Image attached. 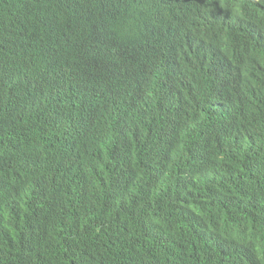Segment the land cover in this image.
Listing matches in <instances>:
<instances>
[{
  "label": "trees",
  "instance_id": "obj_1",
  "mask_svg": "<svg viewBox=\"0 0 264 264\" xmlns=\"http://www.w3.org/2000/svg\"><path fill=\"white\" fill-rule=\"evenodd\" d=\"M7 1L0 68L12 67V22L19 16L13 0ZM124 40L131 47L120 58L125 76L114 81L123 85L140 77L155 56L128 35ZM14 64L23 68L19 83L2 78L0 70V89L20 99L0 105V264H264L260 105L211 132L194 130L179 111L169 120L140 125L136 137L128 133V144L119 145L107 140L112 123L103 111L82 112L63 122L77 152H67L77 170L66 173L45 153L33 152L37 160L24 153L32 150L28 140H39L42 126L60 123L54 108L93 62L78 61L54 96L51 88L34 92L46 63L32 49ZM204 75L216 74L207 69ZM260 81L264 84V76ZM138 102L142 111L145 101ZM156 110L163 111L159 105ZM63 185L77 196L50 201L45 223L58 214H69L71 222L43 226V237L27 233L32 197L44 187L52 194Z\"/></svg>",
  "mask_w": 264,
  "mask_h": 264
},
{
  "label": "clouds",
  "instance_id": "obj_2",
  "mask_svg": "<svg viewBox=\"0 0 264 264\" xmlns=\"http://www.w3.org/2000/svg\"><path fill=\"white\" fill-rule=\"evenodd\" d=\"M96 1L13 0L19 16L12 22V67L0 68L2 78L19 83L24 72L14 61L32 49L46 63L45 72L38 73L34 92L51 88L54 96L78 61L93 62L76 79L75 90L54 108L60 123H46L39 140H28L33 151L24 153L27 157L37 160L33 152L45 153L58 162L59 170L75 172L71 156L66 157L67 152H77L67 139L63 122L81 117L82 112L103 111L112 123V137L107 140L117 145L128 144V133L136 137L140 125L145 128L155 118L169 120L179 111L189 126L202 132L230 122L254 104L264 112V84L260 81L264 36L259 38L264 31V0ZM9 2L0 0V25L8 22L2 16V5ZM28 24L26 30L23 25ZM126 35L155 56L140 77L115 84L125 76L120 58L131 48L124 40ZM207 69L216 75L207 79ZM141 98L145 103L138 111ZM6 99L13 104L20 101L0 89V105ZM157 105L163 111L157 112ZM52 115L53 110L49 118ZM76 196L64 185L52 194L44 187L28 207L27 233L43 237V226L69 224V214H58L46 223L45 218L50 201L56 197L73 201ZM106 202L109 211L112 197Z\"/></svg>",
  "mask_w": 264,
  "mask_h": 264
},
{
  "label": "bare ground",
  "instance_id": "obj_3",
  "mask_svg": "<svg viewBox=\"0 0 264 264\" xmlns=\"http://www.w3.org/2000/svg\"><path fill=\"white\" fill-rule=\"evenodd\" d=\"M19 14V13H18ZM12 26H15V25H12Z\"/></svg>",
  "mask_w": 264,
  "mask_h": 264
},
{
  "label": "water",
  "instance_id": "obj_4",
  "mask_svg": "<svg viewBox=\"0 0 264 264\" xmlns=\"http://www.w3.org/2000/svg\"><path fill=\"white\" fill-rule=\"evenodd\" d=\"M107 12V11H106Z\"/></svg>",
  "mask_w": 264,
  "mask_h": 264
}]
</instances>
